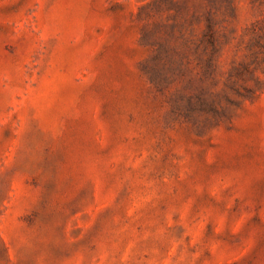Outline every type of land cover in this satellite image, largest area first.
<instances>
[{"label": "rangeland", "instance_id": "rangeland-1", "mask_svg": "<svg viewBox=\"0 0 264 264\" xmlns=\"http://www.w3.org/2000/svg\"><path fill=\"white\" fill-rule=\"evenodd\" d=\"M0 264H264V0H0Z\"/></svg>", "mask_w": 264, "mask_h": 264}]
</instances>
